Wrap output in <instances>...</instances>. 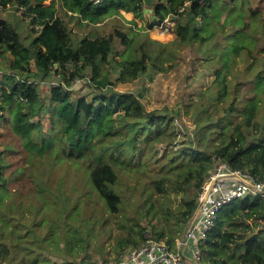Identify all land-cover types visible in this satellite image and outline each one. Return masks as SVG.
Instances as JSON below:
<instances>
[{
  "label": "trees",
  "instance_id": "1",
  "mask_svg": "<svg viewBox=\"0 0 264 264\" xmlns=\"http://www.w3.org/2000/svg\"><path fill=\"white\" fill-rule=\"evenodd\" d=\"M213 1L152 0L147 29L161 26L169 17L175 22L178 41L199 40L203 44L211 37L201 32L200 22L207 18ZM252 1L256 6H250V13L257 19L260 14L262 32L264 0ZM60 4L58 7L56 0H0V7L11 5L21 10L30 19L34 33L26 42L17 25L0 19V123L9 122L10 129L27 148L42 151L59 147L58 156L80 160L88 170L94 192L112 214L122 210L127 194L121 185L129 179L134 181L129 190L139 192L147 208L163 206L170 203L172 194H181L186 206L179 204L178 215L187 222L215 161L227 162L264 179L262 40L254 48L242 41L227 47L232 59L231 63L225 60L227 70L215 69L212 82L186 106L195 123L193 140L197 144L186 145L178 142L179 130L174 126L180 108L175 113L166 107L149 110L141 99L142 93L115 89L117 81L137 79L150 64L169 71L176 59L169 42L140 35L142 32L130 36L119 28L78 38L67 19L99 23L119 14L120 9L143 18L144 0H61ZM137 36L143 37L138 38L140 55L122 57L124 49H115L114 38L119 37L127 46ZM224 52L218 54L223 57ZM111 54L120 69L116 80L110 75ZM242 62L244 67H239ZM241 73L253 75L243 106L239 105ZM76 80L91 89L89 94L74 96ZM46 84L49 88L44 92ZM47 114L49 127L44 130ZM260 226H264V197L248 195L226 204L199 244V264H264V227ZM177 230H183L182 226ZM138 233L140 239L128 238L119 246L142 243L145 236L141 230ZM174 238L175 234H171L167 242L173 245ZM10 257L9 246L0 243V263L7 264Z\"/></svg>",
  "mask_w": 264,
  "mask_h": 264
},
{
  "label": "rangeland",
  "instance_id": "2",
  "mask_svg": "<svg viewBox=\"0 0 264 264\" xmlns=\"http://www.w3.org/2000/svg\"><path fill=\"white\" fill-rule=\"evenodd\" d=\"M49 2L46 0V3ZM60 3L61 0H56L58 7H61ZM152 5L153 2L151 5L144 2L143 18L119 12L99 23L84 24L76 17L67 19L74 36L78 38L86 33L105 34L119 28L130 36L142 32L140 35L169 42L170 48L176 51V59L172 61L174 65L169 71H162L150 64L148 71L140 73L137 79L131 82L117 81L115 89L142 93L141 99L149 110L166 107L175 113L180 108L181 113L174 120V126L179 130L177 140L186 145L193 142V146H196L193 140L195 123L191 110L186 106L198 99L201 90L212 82L215 69L227 70L225 60L228 58V62H232L227 47L240 41L253 48L260 40L259 46L264 44V30H259L260 14L257 19L256 15L250 13V6H256L252 0H214L207 18L200 22L201 32L209 34L211 39L203 44L199 40L182 43L177 40L172 20L166 19L163 26L147 29L146 20L150 18L152 11L149 8ZM0 19L17 25L26 42L34 37L30 19L21 10H15L11 5L0 7ZM247 24L248 27H245ZM134 38L127 46L119 37L114 38L115 49H124L122 57L140 55L139 39L143 37ZM219 52H224V56ZM259 56L263 57L261 54ZM115 61L114 54H111L110 75L113 80L120 73ZM244 65L242 62L239 67ZM240 76L239 105L243 106V99L248 96L245 93L251 90L250 79L253 75L241 73ZM48 88L46 84L43 91L46 92ZM73 89L75 97L91 91L79 80H76ZM43 124L44 130H47L48 114ZM22 141L10 129L9 122L4 120L0 123V163L3 164L0 182L4 178L0 185V243L11 250L7 264H70L72 261L73 264H113L120 250L132 246L124 243L119 246L120 242L139 238V230L145 237L154 236L164 242L171 234H175V238L184 234L187 221L178 215L179 204L186 206L181 194H172L170 203L163 206L158 204L147 208L139 192L135 194L129 190L134 183L129 179L127 184L121 185L127 194L122 210L112 214L94 192L88 170L80 160L67 158L63 154L58 156L59 147L30 150ZM7 146L11 148L5 150ZM143 178L149 180L148 176L143 175ZM179 225L183 228L180 232L177 230Z\"/></svg>",
  "mask_w": 264,
  "mask_h": 264
},
{
  "label": "built area",
  "instance_id": "3",
  "mask_svg": "<svg viewBox=\"0 0 264 264\" xmlns=\"http://www.w3.org/2000/svg\"><path fill=\"white\" fill-rule=\"evenodd\" d=\"M248 195L264 197V179L227 162L215 161L199 189L196 208L184 234L176 237L173 245L146 236L142 243L120 252L113 264H199V244L207 237L219 210Z\"/></svg>",
  "mask_w": 264,
  "mask_h": 264
},
{
  "label": "water",
  "instance_id": "4",
  "mask_svg": "<svg viewBox=\"0 0 264 264\" xmlns=\"http://www.w3.org/2000/svg\"><path fill=\"white\" fill-rule=\"evenodd\" d=\"M144 2L147 4V5H151L152 4V0H144ZM150 11H152V8H149Z\"/></svg>",
  "mask_w": 264,
  "mask_h": 264
},
{
  "label": "crops",
  "instance_id": "5",
  "mask_svg": "<svg viewBox=\"0 0 264 264\" xmlns=\"http://www.w3.org/2000/svg\"><path fill=\"white\" fill-rule=\"evenodd\" d=\"M119 12H120V13H130L131 15H134V13H133V12H130V11H129V12H126V11H125V10H123V9H120V10H119ZM129 19H131V18H129Z\"/></svg>",
  "mask_w": 264,
  "mask_h": 264
},
{
  "label": "bare ground",
  "instance_id": "6",
  "mask_svg": "<svg viewBox=\"0 0 264 264\" xmlns=\"http://www.w3.org/2000/svg\"><path fill=\"white\" fill-rule=\"evenodd\" d=\"M161 35V34H160Z\"/></svg>",
  "mask_w": 264,
  "mask_h": 264
}]
</instances>
